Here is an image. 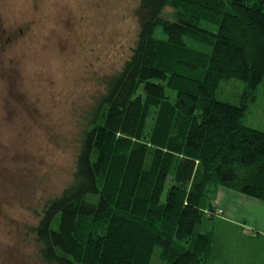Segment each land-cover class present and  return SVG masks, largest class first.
<instances>
[{"label": "trees", "instance_id": "obj_1", "mask_svg": "<svg viewBox=\"0 0 264 264\" xmlns=\"http://www.w3.org/2000/svg\"><path fill=\"white\" fill-rule=\"evenodd\" d=\"M136 16L72 180L32 227L42 264H151L157 250L164 264H206L218 189L264 201V131L244 122L264 82V0H139ZM226 80L245 84L239 103L217 98ZM99 222L105 232L86 235Z\"/></svg>", "mask_w": 264, "mask_h": 264}, {"label": "rangeland", "instance_id": "obj_2", "mask_svg": "<svg viewBox=\"0 0 264 264\" xmlns=\"http://www.w3.org/2000/svg\"><path fill=\"white\" fill-rule=\"evenodd\" d=\"M138 5L0 0V264H42L32 227L72 180L85 116L135 44ZM163 13L174 19L173 8ZM244 88L240 80L223 81L217 98L237 104ZM258 89L263 109L251 103L244 122L264 128V82ZM106 228L99 222L85 232L102 235ZM159 253L151 264H164Z\"/></svg>", "mask_w": 264, "mask_h": 264}, {"label": "crops", "instance_id": "obj_3", "mask_svg": "<svg viewBox=\"0 0 264 264\" xmlns=\"http://www.w3.org/2000/svg\"><path fill=\"white\" fill-rule=\"evenodd\" d=\"M251 106L259 113L263 109L258 98ZM212 203L215 214L204 222V229L212 230L214 237L206 264H264V201L220 187Z\"/></svg>", "mask_w": 264, "mask_h": 264}, {"label": "flooded vegetation", "instance_id": "obj_4", "mask_svg": "<svg viewBox=\"0 0 264 264\" xmlns=\"http://www.w3.org/2000/svg\"><path fill=\"white\" fill-rule=\"evenodd\" d=\"M6 40H7V39H6ZM1 42H2V41H0V46H1V44H2Z\"/></svg>", "mask_w": 264, "mask_h": 264}, {"label": "built area", "instance_id": "obj_5", "mask_svg": "<svg viewBox=\"0 0 264 264\" xmlns=\"http://www.w3.org/2000/svg\"><path fill=\"white\" fill-rule=\"evenodd\" d=\"M219 212L221 213V212H222V210H219Z\"/></svg>", "mask_w": 264, "mask_h": 264}]
</instances>
